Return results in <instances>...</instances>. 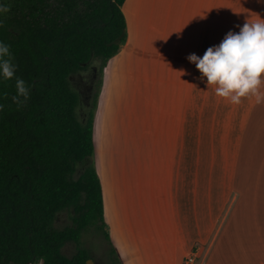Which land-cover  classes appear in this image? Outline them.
Returning a JSON list of instances; mask_svg holds the SVG:
<instances>
[{"label": "crops", "instance_id": "1", "mask_svg": "<svg viewBox=\"0 0 264 264\" xmlns=\"http://www.w3.org/2000/svg\"><path fill=\"white\" fill-rule=\"evenodd\" d=\"M93 124L105 230L121 264H264V102L208 91L202 57L264 0H125Z\"/></svg>", "mask_w": 264, "mask_h": 264}, {"label": "trees", "instance_id": "2", "mask_svg": "<svg viewBox=\"0 0 264 264\" xmlns=\"http://www.w3.org/2000/svg\"><path fill=\"white\" fill-rule=\"evenodd\" d=\"M124 1L0 0L10 8L0 14V43L17 66L11 81L0 76V264H85L80 237L89 226L120 264L105 230L93 122L104 68L126 41ZM87 71L98 88L82 106L70 79ZM16 78L30 88L19 109ZM63 211L71 225L56 229ZM67 243L76 246L69 257Z\"/></svg>", "mask_w": 264, "mask_h": 264}, {"label": "clouds", "instance_id": "3", "mask_svg": "<svg viewBox=\"0 0 264 264\" xmlns=\"http://www.w3.org/2000/svg\"><path fill=\"white\" fill-rule=\"evenodd\" d=\"M9 11V6L0 5V14ZM237 27L239 32L229 31L219 45L209 47L202 57L191 54L187 59L196 66L207 90L220 100L239 105L245 99H254L260 104L264 102V19L246 18ZM13 61L10 46L0 43V76L5 81L15 77L17 66ZM15 87L12 101L19 109L29 99L30 88L20 78H16Z\"/></svg>", "mask_w": 264, "mask_h": 264}, {"label": "rangeland", "instance_id": "4", "mask_svg": "<svg viewBox=\"0 0 264 264\" xmlns=\"http://www.w3.org/2000/svg\"><path fill=\"white\" fill-rule=\"evenodd\" d=\"M70 80L74 89H76V91L80 94L82 106H85L88 103H90L92 100L93 91H96L98 88L97 77L94 76L91 71H87L73 75ZM100 90H99L98 98L100 95ZM98 98H97V105H98ZM97 105L94 111V117H95ZM94 166L96 168L95 156H94ZM80 172H81V168L80 166H78L76 170V177L80 174ZM70 217L71 214L69 211H63L59 213L54 222V227L56 229H62L66 226L71 225ZM80 246L90 256V259L92 260L93 264H114V261L112 260V256L109 253L110 247L105 241L103 237V233L100 234L94 229V227L89 226L81 234ZM75 251H76V246L73 243H67L62 249L63 254H65L68 257L74 254ZM116 256L118 258L117 253ZM36 264H41V262H38Z\"/></svg>", "mask_w": 264, "mask_h": 264}, {"label": "built area", "instance_id": "5", "mask_svg": "<svg viewBox=\"0 0 264 264\" xmlns=\"http://www.w3.org/2000/svg\"><path fill=\"white\" fill-rule=\"evenodd\" d=\"M192 263H193V256L188 257L184 262V264H192Z\"/></svg>", "mask_w": 264, "mask_h": 264}, {"label": "water", "instance_id": "6", "mask_svg": "<svg viewBox=\"0 0 264 264\" xmlns=\"http://www.w3.org/2000/svg\"><path fill=\"white\" fill-rule=\"evenodd\" d=\"M85 264H93L91 259H87Z\"/></svg>", "mask_w": 264, "mask_h": 264}]
</instances>
